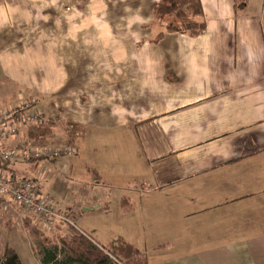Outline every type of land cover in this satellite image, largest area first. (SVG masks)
<instances>
[{"label":"crops","instance_id":"0c3cea01","mask_svg":"<svg viewBox=\"0 0 264 264\" xmlns=\"http://www.w3.org/2000/svg\"><path fill=\"white\" fill-rule=\"evenodd\" d=\"M160 1L0 0V110L27 100L43 126L79 127L78 204L54 180L43 192L75 220L121 212L126 234L92 230L107 247L144 264H264V0H200L197 36L154 42Z\"/></svg>","mask_w":264,"mask_h":264},{"label":"rangeland","instance_id":"374dc122","mask_svg":"<svg viewBox=\"0 0 264 264\" xmlns=\"http://www.w3.org/2000/svg\"><path fill=\"white\" fill-rule=\"evenodd\" d=\"M156 24L159 29L164 30V24L177 22V19L174 16H167L161 21H156L153 16L152 23ZM6 103V100H3ZM2 102H0L1 104ZM9 107V106H8ZM6 107V108H8ZM4 108V109H6ZM67 127V126H66ZM62 129V130H61ZM65 125L63 123L58 124H46L41 128L35 136H46L42 140L34 137L37 141L42 143L50 144L53 147L62 148V147H72L73 141L77 140L80 136V132L76 128L67 127L65 131ZM48 134H51V138H47ZM39 136V137H40ZM44 136V137H45ZM49 140V141H47ZM54 142V143H53ZM68 144V145H66ZM72 156L64 157L66 159H60L54 161H32V162H20L21 164L17 165L19 175L22 177H29L34 180L35 183L39 186L41 191L49 190V183L54 180L57 184L58 190L68 189L72 193L73 197H76L80 192L83 193V187L79 184L78 180H73L69 172V164ZM63 158V157H62ZM67 160L69 161L68 163ZM73 160V159H72ZM37 162V164H35ZM88 192V190L85 188ZM101 189L97 190V193H100ZM106 192V191H104ZM109 193V192H108ZM115 193V192H112ZM110 195V193H109ZM113 202L114 196H112ZM88 201H91L92 194H89L86 198ZM53 202L55 203L54 199ZM110 203V202H108ZM78 204V196L76 199L72 200L70 203L66 204L67 206H74ZM60 207V206H59ZM104 205L95 204L92 209L93 213L80 212L79 216L75 220L76 227L83 230L90 236L99 239V243L104 245L105 249L109 244L104 243L98 236H94L92 230H95L96 233H110L112 231H118L120 235L124 233L125 227L127 224L125 216L121 212H110V213H101L100 209H103ZM74 208V207H73ZM111 209V206H110ZM1 210V209H0ZM62 210V209H61ZM64 211V210H62ZM73 216L76 217L78 211H71ZM2 213V212H1ZM0 213V264L5 262V248L6 246L12 248L18 256V259L21 264H41V255L39 252L41 249H53L57 247V251L62 249L61 240H68L74 229L71 226L65 224H56L54 228L48 230L43 229L36 221L35 217L27 211L19 210L16 207H10L6 209V212ZM104 243V244H103ZM114 264H119L114 261Z\"/></svg>","mask_w":264,"mask_h":264},{"label":"built area","instance_id":"2783aa9c","mask_svg":"<svg viewBox=\"0 0 264 264\" xmlns=\"http://www.w3.org/2000/svg\"><path fill=\"white\" fill-rule=\"evenodd\" d=\"M44 122L43 113L31 101L22 100L17 106L0 110V209L16 207L32 214L43 229L56 224L76 227L70 211H62L50 194L41 191L29 177L13 176L8 166L20 162L55 160L74 153L71 147L57 148L36 139L19 140L14 147L6 142L18 134L20 128L37 127ZM42 140L41 136L36 137Z\"/></svg>","mask_w":264,"mask_h":264},{"label":"trees","instance_id":"16d2710c","mask_svg":"<svg viewBox=\"0 0 264 264\" xmlns=\"http://www.w3.org/2000/svg\"><path fill=\"white\" fill-rule=\"evenodd\" d=\"M153 16L156 21H161L167 16H174L177 19L175 24L173 22L164 24V31L156 36L154 42L158 41L164 32H185L195 37L205 27L200 0H161L154 6ZM43 124L37 127L41 128ZM63 124L65 131L70 127L80 132L74 123ZM11 175L16 176L13 172ZM72 229L75 232L68 240H61L62 249L59 251L56 246L51 250L41 249L39 252L41 264H114L113 260L119 264H144L138 251L129 244L115 242L105 249L97 246L78 229ZM4 251V264H21L12 248L6 246Z\"/></svg>","mask_w":264,"mask_h":264}]
</instances>
